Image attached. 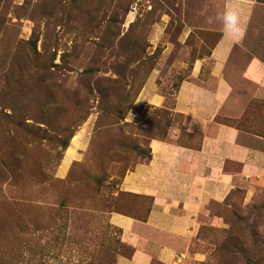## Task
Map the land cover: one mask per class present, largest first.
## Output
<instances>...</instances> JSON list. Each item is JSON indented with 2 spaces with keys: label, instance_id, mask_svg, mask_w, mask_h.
Masks as SVG:
<instances>
[{
  "label": "rangeland",
  "instance_id": "obj_1",
  "mask_svg": "<svg viewBox=\"0 0 264 264\" xmlns=\"http://www.w3.org/2000/svg\"><path fill=\"white\" fill-rule=\"evenodd\" d=\"M200 5L0 0V264L131 255L113 216L143 219L151 200L123 193L121 181L151 139L182 128L176 91L215 40L183 35ZM231 124L264 136V104ZM214 210L218 225L201 226L181 264H264V186Z\"/></svg>",
  "mask_w": 264,
  "mask_h": 264
},
{
  "label": "crops",
  "instance_id": "obj_2",
  "mask_svg": "<svg viewBox=\"0 0 264 264\" xmlns=\"http://www.w3.org/2000/svg\"><path fill=\"white\" fill-rule=\"evenodd\" d=\"M198 1L183 35L193 29L215 40L176 91L173 112L183 118L182 128L151 139L148 158L122 178L123 193L151 203L143 219L113 216L132 249L116 264H181L201 226L218 225L215 206L235 190L248 195L264 186V136L227 124L243 119L251 102L264 104V0ZM229 9L240 15L242 36L226 34ZM143 98L163 105L152 91Z\"/></svg>",
  "mask_w": 264,
  "mask_h": 264
},
{
  "label": "clouds",
  "instance_id": "obj_3",
  "mask_svg": "<svg viewBox=\"0 0 264 264\" xmlns=\"http://www.w3.org/2000/svg\"><path fill=\"white\" fill-rule=\"evenodd\" d=\"M225 18L227 20L226 34L229 36H242L243 28L239 13L234 9L226 10Z\"/></svg>",
  "mask_w": 264,
  "mask_h": 264
},
{
  "label": "trees",
  "instance_id": "obj_4",
  "mask_svg": "<svg viewBox=\"0 0 264 264\" xmlns=\"http://www.w3.org/2000/svg\"><path fill=\"white\" fill-rule=\"evenodd\" d=\"M231 122L233 121H227V124L231 125V126H234L233 124H231ZM235 122V121H234ZM235 127V126H234Z\"/></svg>",
  "mask_w": 264,
  "mask_h": 264
}]
</instances>
